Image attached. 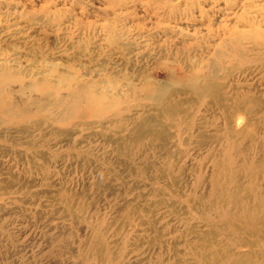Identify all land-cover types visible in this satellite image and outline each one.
<instances>
[{"label":"rangeland","instance_id":"rangeland-1","mask_svg":"<svg viewBox=\"0 0 264 264\" xmlns=\"http://www.w3.org/2000/svg\"><path fill=\"white\" fill-rule=\"evenodd\" d=\"M0 264H264V0H0Z\"/></svg>","mask_w":264,"mask_h":264},{"label":"bare ground","instance_id":"bare-ground-1","mask_svg":"<svg viewBox=\"0 0 264 264\" xmlns=\"http://www.w3.org/2000/svg\"><path fill=\"white\" fill-rule=\"evenodd\" d=\"M7 70V69H6ZM25 88V87H24ZM26 99V98H25Z\"/></svg>","mask_w":264,"mask_h":264}]
</instances>
